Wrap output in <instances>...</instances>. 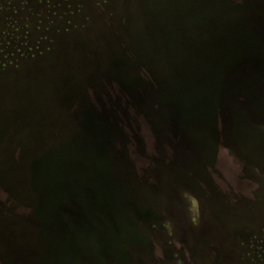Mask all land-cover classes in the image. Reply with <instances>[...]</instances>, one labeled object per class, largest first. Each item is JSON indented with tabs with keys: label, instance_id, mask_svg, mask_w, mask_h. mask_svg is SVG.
<instances>
[{
	"label": "rangeland",
	"instance_id": "374dc122",
	"mask_svg": "<svg viewBox=\"0 0 264 264\" xmlns=\"http://www.w3.org/2000/svg\"><path fill=\"white\" fill-rule=\"evenodd\" d=\"M0 264H264V0H0Z\"/></svg>",
	"mask_w": 264,
	"mask_h": 264
},
{
	"label": "trees",
	"instance_id": "16d2710c",
	"mask_svg": "<svg viewBox=\"0 0 264 264\" xmlns=\"http://www.w3.org/2000/svg\"><path fill=\"white\" fill-rule=\"evenodd\" d=\"M101 106H103L101 103H99ZM25 156H23L22 154H21V158L23 159ZM19 160L18 158H17V160H18V168H17V170L15 171V172H13V174L12 175H16V177L17 178H19V176H20V179H19V181H18V183H19V185L21 186L20 187V189H23V193H24V197H25V199L26 200H29V199H31V198H34V199H36L37 198V195L33 192V191H30V189L28 188V186L26 185V179H27V176H26V174L24 173V172H22L23 171V169L24 168H22V166H19V164L20 165H22V162L24 161V160ZM2 183V182H1ZM19 188V187H18ZM26 188H28L29 190H27Z\"/></svg>",
	"mask_w": 264,
	"mask_h": 264
},
{
	"label": "water",
	"instance_id": "95a60500",
	"mask_svg": "<svg viewBox=\"0 0 264 264\" xmlns=\"http://www.w3.org/2000/svg\"><path fill=\"white\" fill-rule=\"evenodd\" d=\"M60 173H61V171H59V172L56 173L57 177H60V176H59Z\"/></svg>",
	"mask_w": 264,
	"mask_h": 264
}]
</instances>
